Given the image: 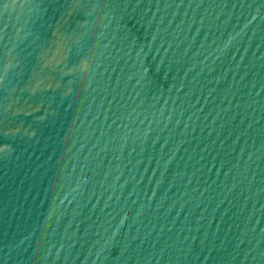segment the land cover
Masks as SVG:
<instances>
[{
    "label": "water",
    "instance_id": "water-1",
    "mask_svg": "<svg viewBox=\"0 0 264 264\" xmlns=\"http://www.w3.org/2000/svg\"><path fill=\"white\" fill-rule=\"evenodd\" d=\"M0 264H264V0H0Z\"/></svg>",
    "mask_w": 264,
    "mask_h": 264
}]
</instances>
